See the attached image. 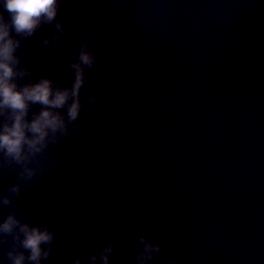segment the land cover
<instances>
[{"label":"water","instance_id":"water-1","mask_svg":"<svg viewBox=\"0 0 264 264\" xmlns=\"http://www.w3.org/2000/svg\"><path fill=\"white\" fill-rule=\"evenodd\" d=\"M65 13L104 61L105 117L65 146L59 181L12 205L57 233L48 264L106 245L103 224L148 228L179 264H264V0H63ZM77 39L29 41L27 62L46 74L62 49L67 79ZM12 182L0 175V193Z\"/></svg>","mask_w":264,"mask_h":264},{"label":"clouds","instance_id":"clouds-1","mask_svg":"<svg viewBox=\"0 0 264 264\" xmlns=\"http://www.w3.org/2000/svg\"><path fill=\"white\" fill-rule=\"evenodd\" d=\"M63 0H0V175L14 174V182L0 193V257L7 264H48L57 259V233L33 213L12 207L22 192L32 191L47 176H64L65 146L83 138L103 121L100 86L94 76H105L104 61L92 47V33L60 15ZM140 26L148 21L139 19ZM50 26L51 30H42ZM72 33V48L64 79L63 50L58 49L46 74H38L27 58L35 51L28 42L47 47ZM141 61H133L136 68ZM144 94H141L143 99ZM98 231L106 245L87 255L74 256L71 264H179L165 244L154 242L148 228L135 224L130 231L103 224ZM114 257H116L114 259Z\"/></svg>","mask_w":264,"mask_h":264}]
</instances>
